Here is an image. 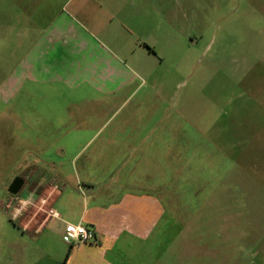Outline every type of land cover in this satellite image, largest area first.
Returning a JSON list of instances; mask_svg holds the SVG:
<instances>
[{
  "label": "rangeland",
  "instance_id": "374dc122",
  "mask_svg": "<svg viewBox=\"0 0 264 264\" xmlns=\"http://www.w3.org/2000/svg\"><path fill=\"white\" fill-rule=\"evenodd\" d=\"M66 1L54 9L39 6L45 27L50 12L64 11L97 35L130 27L155 37L149 41L157 52L149 81L156 82V100L170 110L175 133L181 128L187 134L174 138L167 168L158 170L150 186L165 217L150 240L123 252L119 263L264 264V0H70L64 9ZM31 3L22 26L19 8L0 0L2 261L13 237L5 205L12 182L64 171L41 168L37 161L53 155L44 152L51 136L21 127L20 94L13 103L5 100L24 32L29 45L36 34L37 8Z\"/></svg>",
  "mask_w": 264,
  "mask_h": 264
},
{
  "label": "crops",
  "instance_id": "0c3cea01",
  "mask_svg": "<svg viewBox=\"0 0 264 264\" xmlns=\"http://www.w3.org/2000/svg\"><path fill=\"white\" fill-rule=\"evenodd\" d=\"M12 3L25 25L30 0ZM55 3L59 0L32 1L36 34L29 45L24 32L5 100L13 103L20 94L21 127L44 131L37 137L51 136L44 152L54 156L37 161L41 168L64 171L21 176L20 192L5 196L14 224L0 264H120L122 253L149 241L165 217L162 200L150 186L158 170L167 168L174 138L187 134L181 128L175 133L171 112L156 100V82L149 81L157 56L149 44L154 36L130 27L97 35L64 11L50 12L45 27L46 12L39 6L50 9ZM154 154L161 157L159 166ZM26 163V168L33 165ZM50 208L60 217H49ZM67 224L85 225L96 241L72 243Z\"/></svg>",
  "mask_w": 264,
  "mask_h": 264
},
{
  "label": "built area",
  "instance_id": "2783aa9c",
  "mask_svg": "<svg viewBox=\"0 0 264 264\" xmlns=\"http://www.w3.org/2000/svg\"><path fill=\"white\" fill-rule=\"evenodd\" d=\"M47 214L52 218L60 217L58 212L52 208L47 210ZM66 235L72 243L77 242L80 244L96 241V233L83 224H67Z\"/></svg>",
  "mask_w": 264,
  "mask_h": 264
},
{
  "label": "water",
  "instance_id": "95a60500",
  "mask_svg": "<svg viewBox=\"0 0 264 264\" xmlns=\"http://www.w3.org/2000/svg\"><path fill=\"white\" fill-rule=\"evenodd\" d=\"M23 185H24V180L20 177H16L15 180L12 182L8 191L13 195H17L22 189Z\"/></svg>",
  "mask_w": 264,
  "mask_h": 264
},
{
  "label": "trees",
  "instance_id": "16d2710c",
  "mask_svg": "<svg viewBox=\"0 0 264 264\" xmlns=\"http://www.w3.org/2000/svg\"><path fill=\"white\" fill-rule=\"evenodd\" d=\"M62 264H65V263H62Z\"/></svg>",
  "mask_w": 264,
  "mask_h": 264
}]
</instances>
